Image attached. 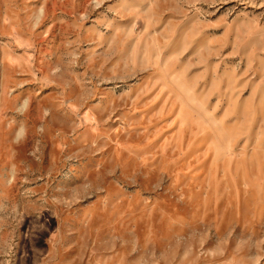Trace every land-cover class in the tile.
<instances>
[{
	"label": "rangeland",
	"instance_id": "1",
	"mask_svg": "<svg viewBox=\"0 0 264 264\" xmlns=\"http://www.w3.org/2000/svg\"><path fill=\"white\" fill-rule=\"evenodd\" d=\"M0 264H264V0H0Z\"/></svg>",
	"mask_w": 264,
	"mask_h": 264
}]
</instances>
